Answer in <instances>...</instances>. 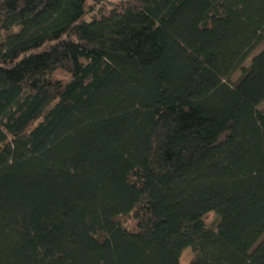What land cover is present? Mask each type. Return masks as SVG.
<instances>
[{"label":"trees","instance_id":"trees-1","mask_svg":"<svg viewBox=\"0 0 264 264\" xmlns=\"http://www.w3.org/2000/svg\"><path fill=\"white\" fill-rule=\"evenodd\" d=\"M89 1L0 0V264H264V0Z\"/></svg>","mask_w":264,"mask_h":264},{"label":"rangeland","instance_id":"rangeland-1","mask_svg":"<svg viewBox=\"0 0 264 264\" xmlns=\"http://www.w3.org/2000/svg\"><path fill=\"white\" fill-rule=\"evenodd\" d=\"M120 1H123V0H90L89 5L100 6L101 4L102 5L104 4L107 9L108 8L110 9V8H112L113 5L120 3ZM263 49H264V45H261L254 55L258 54ZM251 59H249V61H247V63L245 64V67H248L250 65ZM240 76H241V72L239 71L233 76L232 81L233 82L237 81L240 78ZM53 77H54V79H57L59 81H64V82H67L70 79V76L68 74L62 72V71H57L53 75ZM263 107H264V105H263ZM192 258H193L192 251L190 249H187L183 252L180 262H181V264H190V262L192 261Z\"/></svg>","mask_w":264,"mask_h":264}]
</instances>
